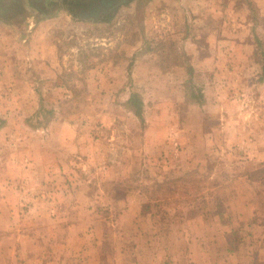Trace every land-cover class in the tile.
Instances as JSON below:
<instances>
[{
    "label": "rangeland",
    "instance_id": "rangeland-1",
    "mask_svg": "<svg viewBox=\"0 0 264 264\" xmlns=\"http://www.w3.org/2000/svg\"><path fill=\"white\" fill-rule=\"evenodd\" d=\"M126 4L0 24V264H264V0Z\"/></svg>",
    "mask_w": 264,
    "mask_h": 264
},
{
    "label": "crops",
    "instance_id": "crops-1",
    "mask_svg": "<svg viewBox=\"0 0 264 264\" xmlns=\"http://www.w3.org/2000/svg\"><path fill=\"white\" fill-rule=\"evenodd\" d=\"M40 1H41V3L39 4ZM59 1H63V0H1L0 2H1V4L3 5V7L6 10L5 11L6 15L14 16V15L17 14L18 10L27 11L31 18L29 17L28 19H26L22 23V25H24L30 19H33L32 17H36L38 15L37 11H39V9L45 8V4H51V2H53L54 4L59 5V6H53L54 8L52 7V10H50L48 12V14L45 15V17H43L42 19L40 18L41 19V23L52 22L54 20V17L61 16L63 14L67 15V16H69L71 18L76 16V15H73L71 13V11H69L68 8H61L63 6L60 5ZM84 1L85 2L83 3L82 6L83 7H88V6L92 5L94 2L97 4L96 1H98V0H84ZM131 1H133V0H131ZM149 1L151 2V4H153V2L154 3H159V0H149ZM126 5H130V4H126L125 3V4L121 5L118 9L125 8ZM244 8L245 7H242L241 9L244 10ZM116 11H118V10H116ZM116 11L114 13H116ZM114 13H112V15H114ZM52 15H56V16H52ZM87 15H91V14H86V16H84V17L81 16L79 19L77 18V20H79L80 23H86V24H89V23H100V22L101 23H107V22H109V21L105 22V20H101L102 19L101 17L105 16L104 14L102 15V14H98L96 12L95 13V15H97L96 17L94 15H91V16H87ZM0 24L7 26V24H4L3 22H0ZM192 70H193V68H192ZM203 98H204V95H203ZM203 103L201 105H203ZM197 105H199V104H197ZM201 105H199V106H201Z\"/></svg>",
    "mask_w": 264,
    "mask_h": 264
},
{
    "label": "flooded vegetation",
    "instance_id": "flooded-vegetation-1",
    "mask_svg": "<svg viewBox=\"0 0 264 264\" xmlns=\"http://www.w3.org/2000/svg\"><path fill=\"white\" fill-rule=\"evenodd\" d=\"M84 2H85L84 0H73L72 6L68 8L69 11H71L73 15L78 14L80 17L81 16L84 17L86 14L95 15L96 12L102 15L103 14L109 15V14L114 13L121 5L125 4L124 0H120V1L98 0L96 1L97 4L94 2L92 5L88 7H83L82 5ZM40 3L41 1L39 2V4ZM53 6H56V4H54L53 2H51V4H45V8L39 9V11H37L38 15L36 17H45V15L48 14L50 10H52ZM5 11H6L5 8L0 2V21L3 22L4 24L11 25L10 23H12V21H9L7 19V15L5 14ZM14 17H15V20L18 19L24 22V20L30 17V15L27 11L18 10L17 14L14 15Z\"/></svg>",
    "mask_w": 264,
    "mask_h": 264
},
{
    "label": "trees",
    "instance_id": "trees-1",
    "mask_svg": "<svg viewBox=\"0 0 264 264\" xmlns=\"http://www.w3.org/2000/svg\"><path fill=\"white\" fill-rule=\"evenodd\" d=\"M116 1H120V0H116ZM125 3H127L129 0H124ZM76 16L80 17L78 14H75ZM93 15V14H91ZM86 16V15H85ZM90 16V15H87ZM95 17L97 15H94ZM101 20H105L109 21L110 20V16H104L101 17ZM257 46H260V42L257 40ZM261 56H262V67H261V77L259 78V82H264V52H261ZM192 68L188 67V72H189V77H191L192 73ZM192 79V77H191ZM189 99L199 105H201L204 102V98H203V94L201 93L200 90H195V88H193V86L190 85V92L188 95ZM129 110L133 113V115L137 118V120L139 121L141 126H144V117H143V102L142 99L139 95L137 94H131L126 102ZM42 114V120L44 121V123H49L50 120L53 118L54 116V109L50 108V109H46L44 106V100H43V96L39 95V109L38 112ZM39 115V114H37ZM5 125V121L2 120L0 121V127H3ZM180 181V179L178 180ZM159 187H162V185H160Z\"/></svg>",
    "mask_w": 264,
    "mask_h": 264
}]
</instances>
